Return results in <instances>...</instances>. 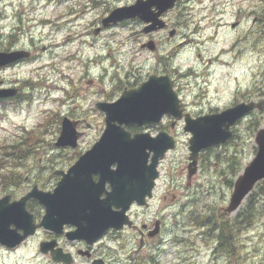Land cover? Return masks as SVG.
Listing matches in <instances>:
<instances>
[{"label": "rangeland", "instance_id": "1", "mask_svg": "<svg viewBox=\"0 0 264 264\" xmlns=\"http://www.w3.org/2000/svg\"><path fill=\"white\" fill-rule=\"evenodd\" d=\"M134 1L99 0L94 8L91 0H0L1 15L6 16L9 23H17L16 13L21 15L16 24L20 27V44L28 45L31 35L38 53L36 60L0 69V85L2 80L10 83L16 77L24 92L18 101L0 102V155L4 161L0 172L22 177L19 184L12 178L5 182L0 180V196L11 192L18 199L34 184L42 189H52L58 180L53 170L64 169L59 167L60 164L70 165L92 145L96 125L102 119L93 110L94 99L91 97L100 96L98 91L109 87L111 71L116 66L120 78H124L127 72L144 75L153 70L175 76L180 86L179 96L195 111L204 110L207 106L209 113L214 109L219 111L242 99L254 101L255 98L264 103V25L261 18L249 15L255 9L262 15L264 1L178 0L164 17L170 27L175 28V34L169 36L168 29L153 34L151 38L157 46L153 51L141 47L150 37L142 31L143 22L137 18L97 34L92 32L90 22L95 19L93 25L97 23L106 4L124 5ZM42 16L52 21L38 23ZM61 16L68 17L74 29H59L56 22ZM236 21H239L237 26ZM3 23L0 18V26ZM43 46L46 48L44 51L41 49ZM106 53H110L108 59L104 56ZM160 56L164 57L163 63H159ZM89 57L106 59H98L95 65L86 69ZM111 57L115 67L111 66L105 77L108 79L102 80L99 76L101 67L109 65ZM52 63L53 68L50 67ZM86 70L90 71L89 75H86ZM77 84L82 98L76 97ZM53 85L58 86L53 89ZM61 86L75 94V100L71 95L65 97ZM92 91L97 93L92 94ZM85 92L90 95L86 97ZM61 97L64 98L61 100ZM73 105L86 110L82 116L92 126L76 148L57 147L54 142L59 135L61 115ZM251 119H258L254 131L248 128ZM181 128L178 124L180 144L176 150L167 152L160 165V172L166 177L165 186L160 191L166 199L159 204L168 205L176 201L174 205L165 207L164 212L171 213L166 218V226L173 230L163 234L164 240H151L150 249L154 244H162L159 259L165 264L176 260L185 264H264V216L241 235L243 245L236 248L233 257L216 247L218 242L213 233L205 234L204 227L198 228L193 221L196 214L203 216L207 212L209 215V211L213 216L218 215L219 210L233 216L244 202L232 213L224 212L236 177L232 185L227 186L223 181L227 175L220 173L219 169L215 171L209 165L205 166L204 157L188 184L185 178L188 138ZM259 128H264V113L262 109H255L236 122V132L231 141L217 148V151L226 148L222 151L237 154L238 173L255 154L254 137ZM21 149L29 152L24 154ZM180 172L181 183L172 181L173 175ZM188 197L184 211L186 221L181 223L182 214L176 218L173 213H180L181 203ZM43 212L38 205L34 213L36 221ZM41 236L40 230L26 244L12 251L0 248V264H54L38 251ZM116 247V255L124 260L120 246ZM75 264L85 263L80 260Z\"/></svg>", "mask_w": 264, "mask_h": 264}, {"label": "water", "instance_id": "2", "mask_svg": "<svg viewBox=\"0 0 264 264\" xmlns=\"http://www.w3.org/2000/svg\"><path fill=\"white\" fill-rule=\"evenodd\" d=\"M177 0H135L130 5L112 9L103 19V25L127 18H138L145 23L143 31L150 33L167 26L163 13L171 10ZM234 26V24H232ZM175 29L169 30V36ZM154 49L153 40L143 44ZM22 50L0 52V66L25 56ZM169 75L157 77L153 74L138 87L123 91L111 103H100L99 109L105 114V128L99 140L87 149L67 169L55 170L60 175L53 190H43L37 185L17 200L9 201L10 195L0 198V243L14 247L33 235L37 228L60 231L64 224L74 225L75 231L69 239L79 238L92 242L104 230L120 229L127 223L126 210L133 201L143 203L150 196L153 179L157 176L156 163L176 141L167 132L156 137L136 134L133 137L123 124L143 125L160 121L163 115L175 119L182 117L180 99L173 89ZM14 90L1 89L0 98L9 96ZM262 109V101L238 102L218 112L196 117L184 114L183 130L190 133L188 140V176L197 170V159L202 149L225 143L232 137V126L250 111ZM79 133L75 125L64 117L55 146L76 147ZM254 140L256 152L243 167L233 182L232 191L224 212L237 210L255 184L264 179V128L256 131ZM152 153L150 163L147 158ZM116 164L115 168H111ZM98 173L94 181L92 174ZM105 180H109L112 191L100 198ZM134 180V182H133ZM34 198L44 208L39 222L26 208L28 199ZM112 206L117 209L112 210ZM41 242L40 250L45 253L52 243ZM54 260L70 262V256L54 255Z\"/></svg>", "mask_w": 264, "mask_h": 264}, {"label": "flooded vegetation", "instance_id": "3", "mask_svg": "<svg viewBox=\"0 0 264 264\" xmlns=\"http://www.w3.org/2000/svg\"><path fill=\"white\" fill-rule=\"evenodd\" d=\"M58 2H65L67 0H57ZM99 0H91L92 2V6L95 8L97 4H99L98 2ZM102 1V0H101ZM106 1V0H104ZM48 3L50 1H47ZM132 4V3H131ZM128 4H124V5H114L113 4H106L105 8H104V12L98 17L97 19V23L95 25H93V23L95 22V19L90 22V29H93L92 32L97 34L101 31H105L113 26H122V24L124 22H127L130 19H134V18H127V19H122L119 20L117 22H111L108 23L106 25H103V19L109 14V12L116 8V7H120V6H125ZM91 10V8H90ZM68 11V10H67ZM85 11V9L83 10ZM2 14V10H0V18L2 20H4V23L0 26V52H12V51H17V50H22L24 52H26L25 56H22L20 58H17L14 61L8 62L7 64H3L0 66L1 70H5V69H9V68H14L17 66H20L22 63L24 62H29V61H33L36 60L38 58V53H36V46L37 44L34 42V40L32 39L33 36L30 35L29 37V44L26 46H22L19 42V33H20V27H16V24L18 23V21L21 19V15L16 13V17H17V23H9L8 19L6 18V16L1 15ZM166 13H163V18L165 17ZM250 16H254L256 19L257 17L259 18L260 13L258 10H253L250 12L249 14ZM62 18V19H61ZM254 18V23L256 22ZM40 21H38V23L42 22V23H48L50 21H52V19H50L49 17H45L42 16L40 17ZM165 20V18H164ZM167 22V21H166ZM57 25H59V29L60 28H64L65 30L70 29L72 26H74V24L72 22H70V20H68V17H60V19H58V21L56 22ZM237 24L239 25V21H236V26ZM145 27V23H143L142 25V31L143 28ZM170 25L167 22V26L161 29H158L156 31L150 32V33H144L146 35H148L150 38L149 40H153L151 37L153 36V34L159 33V32H164L165 30L168 29L169 30L173 29L172 27H170ZM71 29H74V27H72ZM70 29V30H71ZM175 29V28H174ZM175 34V33H174ZM173 36V35H172ZM154 43V49H156V44L155 41L153 40ZM144 43L141 44L142 48H147L145 46H143ZM53 45V44H51ZM42 51H44L46 48L45 46H43ZM148 49V48H147ZM107 59L110 56V53H106L104 55ZM106 58H98V59H106ZM163 58L162 56L159 57V63H163ZM98 59L95 58H91L89 57V59L87 60V65H86V69H88L89 67H91V65H95L98 62ZM209 61V59H208ZM111 66L115 67V64L113 63V57H111V61L109 65H102L101 67V73L99 74L100 77H102V80H107L108 78H105L108 76L109 74V70L111 68ZM51 68H53V63L52 65H50ZM117 67L111 71V77H110V85L109 87L99 90L98 93L100 94V96L98 97H91L92 99H94V104H93V110L99 114L100 118L102 119V121H99V123H97L96 125V137L93 140V142L91 143L92 145L100 139L103 130L106 126L105 124V114L102 110L99 109V104L106 102V103H111L114 102L119 96L120 94L125 91V90H129L132 88H136L138 87L143 81L147 80L149 78V76L151 74L160 77L161 75H169L170 78L172 79V84H173V89L174 91L177 93V95L179 96V90H180V86H178V80L175 76H172L170 74L165 73V71H160V70H153V72H148L144 75H135L133 74V72H127L124 76V78H120L119 74H118V70ZM90 71L86 70V75H89ZM98 77V76H95ZM16 77L12 78V81L10 83H6L5 80H2L0 88L1 89H12L14 90L9 96H4L0 98V102H15L20 100L23 95L24 92L21 88V86L18 83V80L15 79ZM58 86V85H57ZM57 86H52L53 89L57 88ZM79 86L77 84L76 86V91L78 92ZM59 88V87H58ZM63 92H64V96H68L71 95V97L75 100V94H71V91H69L68 88H64L63 86L60 87ZM97 93V91H92V94ZM86 92H85V96H86ZM90 95V93H88V95L86 97H88ZM25 96H27L29 98L28 94H25ZM77 98L80 97V93L78 92ZM55 99V97H53ZM64 97H61V100ZM82 98V97H80ZM180 104H181V109H182V117L180 119H175L172 116L169 115H163L160 119L159 122L152 124V123H148V124H143V125H137L135 123H129V124H123L122 126L124 127V129L126 131L129 132L130 136L133 137L136 134H148L150 137H156L158 135H160L161 133L167 132L168 134L172 135L176 142L177 145L176 147L180 144V137H179V132L177 131V126L178 124L180 126H182V131H183V126H184V114L188 113L191 117H196L199 115H203V114H208L209 113V106H207V108L203 109H198L197 111H195L194 109H190L188 107L187 102H185L180 96ZM58 99V98H57ZM55 99V100H57ZM241 101H246L244 99H242ZM254 101H258L255 100ZM202 102V101H201ZM200 102V104H201ZM64 102H61V104H63ZM75 104V103H74ZM89 109V108H88ZM218 109H214L211 112H215ZM86 110L82 111L81 108H78L77 106L73 107H69V109L67 110V112L63 115H61V119L63 117H67L74 125H75V130L79 133L78 137H77V145L76 147L80 144L81 140L85 139L86 136V131L92 126L91 123H89L85 117L82 116V113H85ZM61 125V120L59 123V126ZM60 128V127H59ZM180 128V127H179ZM184 134L187 135V143L190 137V134L187 132H184ZM58 137V136H57ZM57 139V138H56ZM91 145V146H92ZM90 146V147H91ZM68 146H63L64 149H68ZM74 147V148H76ZM176 147L170 151H174L176 150ZM70 148V147H69ZM209 148V147H208ZM207 149V148H206ZM187 150H188V145H187ZM169 152V151H168ZM202 152L203 150L199 153V157H198V161H197V166L199 167L200 162L202 161ZM83 153V152H82ZM82 153H80L77 158L75 159V161L79 158V156L82 155ZM152 153L149 154L148 158H147V164L150 163V159H151ZM164 160L163 159H159L156 163L155 166V170L157 171V176L153 179V185L151 187V194L150 196H146L145 200L143 203H138L137 201H133L129 204V207L126 211L127 214V223L124 224V226L120 229L117 228H108L106 230H104L98 237H96L94 240H92V242H88L85 239H79V238H74V239H69L68 238V234L72 231H75V226L71 225V224H64L61 228L60 231H55V230H49V229H42V228H38L36 230V233L32 236H30L27 240H25L24 242H22V244H26L28 242V240L30 238H32L33 236H35L40 230L42 232V236L39 238L38 241V251L40 253L43 254V256H47L54 264H75L76 262H80V260L84 261L85 264H165L162 263V260L159 259L160 256V248L163 247L162 244H154L153 246H151V249L149 247V242L151 240H160L163 238V234H165L167 231H172V227L171 226H166V218L168 216L171 215V213L168 215L165 212V207H169V205H174L176 203V201L169 203L168 205L164 204V205H160L159 203L162 202L164 199H166V196L164 193H162L160 190L165 186L166 183V177L164 175H162V173L160 172V165L161 162ZM74 161V162H75ZM73 162V163H74ZM71 163L68 166H63L60 164V168H64L61 169L63 171H67V169L73 164ZM188 161H187V165H186V176L185 178L188 181V184L192 178V176H188ZM116 164H112L111 168H115ZM56 169L53 170V175H55L56 177L59 178L61 177L58 174H55L54 171ZM99 174L98 173H94L92 174V178L94 179V181H98L99 180ZM181 178H182V172H180L177 175H173V178L171 179L172 181H175L177 183H181ZM57 180V181H58ZM56 181V183H57ZM134 182V180H133ZM56 185V184H55ZM54 185V187H55ZM54 187L52 189H46V190H53ZM112 191V186L109 180H105L104 185H103V191L100 194V198H104L106 196V193L111 192ZM10 195V200H15V194L14 193H6ZM161 194V195H160ZM5 195L2 194L1 196ZM0 196V197H1ZM190 199V197L187 198V200L183 203H181V207H180V213L178 212H174V216L176 218H178V215L182 214V218H181V223H183L184 220V211L185 208L188 205V200ZM161 200V201H160ZM38 205L43 209V207L39 204V202L34 199V198H30L27 200L26 202V206L27 209L29 210V212H31L33 214V218L34 220V213L37 212V208ZM117 208L115 206H112V210H116ZM44 210V209H43ZM44 213V212H43ZM42 213V214H43ZM178 237V235H176ZM164 240V239H162ZM41 242H45L47 243V247L49 246V243H52L53 245L51 246V248H49L47 250V252L43 253L40 250V243ZM21 245V244H20ZM19 245V246H20ZM117 245L120 246V249L123 251V255H124V260H121L119 258V256L116 255V250H117ZM17 246V247H19ZM17 247L14 248H10L7 247L3 244H0V248L4 251H12L17 249ZM152 251V252H151ZM68 254L70 256V262L69 263H65L64 261H59V260H54L53 256L55 255H65ZM168 264V263H166ZM170 264H185V262L183 261H172V263ZM236 264V263H235Z\"/></svg>", "mask_w": 264, "mask_h": 264}, {"label": "trees", "instance_id": "4", "mask_svg": "<svg viewBox=\"0 0 264 264\" xmlns=\"http://www.w3.org/2000/svg\"><path fill=\"white\" fill-rule=\"evenodd\" d=\"M259 18L262 19L264 25V5L263 13ZM257 125L258 119H251L248 128L254 131ZM235 132L236 131L234 126L233 134H235ZM231 138L225 143L227 144V142L231 141ZM220 146L221 145H215L204 149L202 152V157H204L205 166L209 165V167H211L215 171L219 169L220 173H224L225 175H227L226 177L224 176L223 181L227 184V186H231L233 179L236 177L240 170L239 159L236 153L229 154L222 151L226 148H222L221 150L217 151V148ZM21 150L24 151V154L29 152L24 149ZM9 163L10 162L5 163V167L8 166ZM3 165L4 161L3 158L1 159L0 155V169ZM10 171L14 172V170L12 169H10ZM9 178H12L13 181L16 182V184H19L20 180L22 179L21 175L12 173L8 176L0 172V180L5 182ZM218 213L219 214L216 216H213L210 211L209 215L207 212L203 216L196 214V220L193 221L197 224L198 228L204 227L205 234L213 233V237L218 242L216 247H218L220 251H224L231 257L236 252V248L239 245H243L241 242V235L245 234L246 231L252 228L259 217L264 216V179L256 183L255 187L245 198L243 206L240 207L235 215L228 216L221 210H219Z\"/></svg>", "mask_w": 264, "mask_h": 264}]
</instances>
